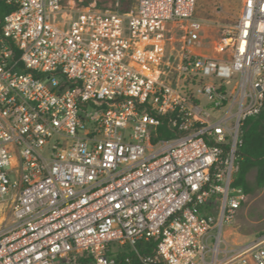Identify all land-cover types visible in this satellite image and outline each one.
<instances>
[{
    "label": "built area",
    "instance_id": "1",
    "mask_svg": "<svg viewBox=\"0 0 264 264\" xmlns=\"http://www.w3.org/2000/svg\"><path fill=\"white\" fill-rule=\"evenodd\" d=\"M82 2L0 0V264H264L226 236L264 0L211 53L196 0Z\"/></svg>",
    "mask_w": 264,
    "mask_h": 264
},
{
    "label": "rangeland",
    "instance_id": "2",
    "mask_svg": "<svg viewBox=\"0 0 264 264\" xmlns=\"http://www.w3.org/2000/svg\"><path fill=\"white\" fill-rule=\"evenodd\" d=\"M91 1H97L100 4L97 6L98 8H105L104 6H108L109 0ZM241 2L242 0H196L195 16L204 22V38L201 44L202 48L199 50L203 53L213 52L214 43L222 35V31L235 24ZM80 4L88 5L84 3V0ZM177 32L181 33L182 31L176 30V34ZM173 44L178 48L177 42ZM173 84H175V80H173ZM202 100L206 101L204 98ZM255 173L256 167L251 165L246 174L250 183H253ZM246 194V201L238 209L233 225L226 231L230 242L243 241L264 232V186Z\"/></svg>",
    "mask_w": 264,
    "mask_h": 264
},
{
    "label": "trees",
    "instance_id": "3",
    "mask_svg": "<svg viewBox=\"0 0 264 264\" xmlns=\"http://www.w3.org/2000/svg\"><path fill=\"white\" fill-rule=\"evenodd\" d=\"M119 10L126 11L130 9L133 0H119ZM91 0H84L89 4ZM96 6L100 4L95 1ZM105 8H115V0H109ZM244 129L242 131V145L239 154L242 157L239 170L235 174L233 185L240 186L245 193H250L256 188L264 186V106L262 110L245 119ZM253 165L256 167V173L253 183H250L246 177L248 168Z\"/></svg>",
    "mask_w": 264,
    "mask_h": 264
}]
</instances>
